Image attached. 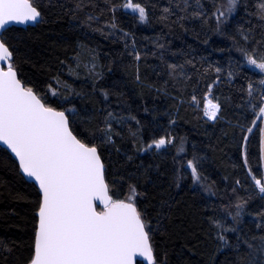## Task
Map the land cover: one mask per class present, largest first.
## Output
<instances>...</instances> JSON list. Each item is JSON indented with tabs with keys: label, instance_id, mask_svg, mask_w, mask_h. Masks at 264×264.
Returning <instances> with one entry per match:
<instances>
[{
	"label": "snow or ice",
	"instance_id": "snow-or-ice-1",
	"mask_svg": "<svg viewBox=\"0 0 264 264\" xmlns=\"http://www.w3.org/2000/svg\"><path fill=\"white\" fill-rule=\"evenodd\" d=\"M241 2L209 0L205 4L204 0H168L161 5L159 18L179 23L181 27H185V20L197 18L202 27L208 26L204 32V43L209 42L212 33L227 36L232 41L229 47H234L243 57L237 68L247 64L260 70V75L255 78L246 76L247 95L242 97L246 103L242 107L250 110L248 116L251 118L240 127L244 141L243 166L258 192L264 194V0H256L252 11L258 24L250 23L247 28L237 25L235 31H230L227 22ZM121 8L138 12L140 21L148 19V8L143 0H104L102 5L98 0H72L64 11L70 15L71 21H79L77 27L86 26L106 34V38L119 29L120 38L126 41L127 48L128 30L120 28L116 17L117 10ZM106 11L110 13L109 17L101 19ZM245 11L248 9L245 8ZM44 18L38 0H0V145L6 146L2 149L6 154L10 150L14 167L34 188L30 246L23 264H166V259H161L156 253L153 236L171 211L172 197L161 189L162 198L156 210L155 227L140 201L143 195L140 178H148V172L159 165L140 162L131 171L127 168L114 171L111 163L113 149L116 153L124 152L127 162H132L136 153L153 151V148L163 151L175 142L176 137L167 132L148 140L141 137L139 145L134 138L132 144L136 153L127 149L117 140V137L123 136L117 125L126 123L125 117L120 114L121 109L113 110L110 107L108 101L112 93L106 88H100L104 96L101 117L91 124L89 121L92 117L86 120L80 115L76 104L68 98L74 94L83 98L85 92L64 80L60 71L66 67L72 76H86L92 82L94 92L97 87L95 82L103 75V65L99 64L95 51L90 52L89 58L82 59L78 47L72 53V62L60 60V69L51 77L56 87L48 83L41 90L31 77L22 75L19 60L21 49L7 33L10 28L31 26ZM213 20L214 23H210ZM168 26L171 27V24ZM257 27L260 28L259 35ZM130 43L139 61L142 53L134 47V38ZM78 44L83 45L84 42L79 41ZM163 46L159 45L161 48ZM160 58L164 59L163 53H160ZM228 63L230 67L226 75L231 82L236 71L231 67V56ZM185 64L194 65V68L187 69ZM167 67L168 76L178 87H187L194 73L204 79L207 90L203 92V115L212 120L221 118L222 104L213 96L214 84L222 79L221 67H216L212 62L197 65L191 57L180 64L167 63ZM210 71L216 75L207 76ZM136 79H140L138 69ZM61 83L62 90L59 87ZM167 84L165 80V88L159 90H166ZM198 85L199 80L193 83L190 95L195 107L201 106L196 92ZM115 94L121 95L119 92ZM179 99L183 102L184 97L180 96ZM116 103L122 101L117 100ZM127 116L139 124L136 116L130 112ZM175 119L172 116L169 124ZM254 127L258 128L260 135L255 169L246 148L248 133ZM129 133L136 137L137 130L129 126ZM184 152V138L181 137L176 145V153ZM173 160L180 161L174 169L177 175L173 182L177 187L183 176L189 175L194 184L203 186L205 192L211 196L217 194L213 188L214 182L210 183L203 174L195 152L187 158L174 155ZM241 185V179L236 177L231 191L235 193L237 186ZM246 204L247 200L237 194L234 200L227 202L209 200L204 207L212 210L207 220L218 248L231 242L239 251L243 243L249 250V264H264V232L250 235L240 226ZM253 215L260 217L257 228L264 227V208ZM228 217L232 222H228ZM229 232L235 234L233 241H230ZM11 247L7 241L0 239V251L10 252Z\"/></svg>",
	"mask_w": 264,
	"mask_h": 264
},
{
	"label": "trees",
	"instance_id": "trees-1",
	"mask_svg": "<svg viewBox=\"0 0 264 264\" xmlns=\"http://www.w3.org/2000/svg\"><path fill=\"white\" fill-rule=\"evenodd\" d=\"M71 2L38 0L45 18L35 27L9 29L7 35L14 38L21 49V74L31 77L41 90L48 83L56 87L51 77L60 69V60L72 62V53L78 47L82 59L89 58L90 52L95 51L99 64L103 65V75L95 82L97 87L94 92L92 82L86 76H72L66 67L60 71L64 80L85 92L83 98L75 94L68 98L76 104L80 115L86 120L92 117L89 121L91 124L101 117L104 96L100 88H106L112 93L108 101L110 107L113 110L121 109L120 114L125 117L126 123L117 125L123 132V136L117 137V140L127 149L136 153L132 144L134 138L139 145L141 137L148 140L166 132L176 137L175 142L163 151L153 148V151L136 153L132 162H127L124 152L116 153L113 149L111 167L114 171H124L125 168L131 171L140 162L144 165H159L148 172V178H140L143 192L140 196L141 206L146 208L154 227L158 202L162 198L161 189L172 197L171 211L161 221L162 227L153 236L157 255L166 259V264H249L247 245L241 243L239 251L231 242L223 248L217 247V239L207 220L212 210L206 209L204 204L209 200H234L238 194L247 200L240 226L250 235L264 232V227L256 226L260 217L253 215L264 208V194L258 192L243 166L244 141L240 127L251 118L248 116L250 110L242 107L246 103L242 100L247 95L246 76L255 78L260 75V70L247 64L237 68L243 57L234 47H229L232 41L227 36L212 33L209 42L204 43V32L208 26L202 27L197 18L185 20V27L172 21H162L159 18L161 5L168 0H143L148 8L146 21L138 20V12L123 8L117 10V23L129 33L127 48L126 41L120 38L119 29L106 38V34L86 26L77 27L79 21H71L70 15L64 11ZM98 3L102 5L104 0H98ZM204 3L208 4L209 0H204ZM255 4L256 0H242L227 22L230 31H235L237 25L247 28L250 23L258 24L257 17L252 14ZM109 15L106 11L101 19ZM210 23H214V20ZM256 31L259 35L260 28L257 27ZM133 38L134 47L142 53L139 61L130 43ZM79 41L84 44L79 45ZM160 44L164 45L163 48L159 47ZM153 52L156 54L153 55ZM160 53L164 55L163 60ZM229 56L233 58L231 67L236 70L231 82L226 75L230 67ZM189 57L196 60L197 65L212 62L222 68V79L213 86V96L222 104L219 114L221 118L211 121L203 115V92L207 90L204 79L194 73L187 87H178L168 76L167 63L180 64ZM185 67L192 69L194 65L185 64ZM137 69L139 80L136 79ZM206 75L214 77L216 73L210 71ZM165 80L168 81L166 90H159L165 88ZM197 80L199 85L196 92L201 99L200 107L193 106L190 99L193 83ZM59 87L62 90V83ZM116 92L121 95L117 96ZM180 96L184 97L183 102ZM117 100L122 103H116ZM145 108L148 110L145 111ZM129 112L137 117L139 124L127 116ZM172 116L176 119L170 125ZM129 126L137 130L136 137L130 135ZM181 137L184 138L185 152L177 154L176 145ZM259 141L258 128L254 127L248 133L246 144L254 169L257 167ZM2 149L0 147V239L12 247L10 252L0 251V264H23L30 246L34 188L14 167L12 155ZM193 152L198 156L203 174L209 178L210 183L214 182L213 188L217 190L215 196L205 192L201 184H194L189 175L183 176L179 187L173 182L177 175L174 169L180 163L179 160L174 162V155L187 158ZM236 177L241 179L242 185L237 186L234 193L231 188L235 185ZM232 207L234 210L235 204ZM228 222H232L231 217H228ZM228 235L230 241L235 239L234 233L229 232Z\"/></svg>",
	"mask_w": 264,
	"mask_h": 264
},
{
	"label": "water",
	"instance_id": "water-1",
	"mask_svg": "<svg viewBox=\"0 0 264 264\" xmlns=\"http://www.w3.org/2000/svg\"><path fill=\"white\" fill-rule=\"evenodd\" d=\"M40 23V22H39ZM38 23H33L31 26H16L17 28H23V29H27L28 27H35ZM0 147L5 148L6 146L0 145ZM8 152L10 153V150H8ZM11 154V153H10ZM12 155V154H11ZM27 179V178H26ZM28 180V179H27ZM143 259V258H140Z\"/></svg>",
	"mask_w": 264,
	"mask_h": 264
},
{
	"label": "rangeland",
	"instance_id": "rangeland-1",
	"mask_svg": "<svg viewBox=\"0 0 264 264\" xmlns=\"http://www.w3.org/2000/svg\"><path fill=\"white\" fill-rule=\"evenodd\" d=\"M206 118H207V117H206ZM207 119L213 121L212 119H209V118H207Z\"/></svg>",
	"mask_w": 264,
	"mask_h": 264
}]
</instances>
